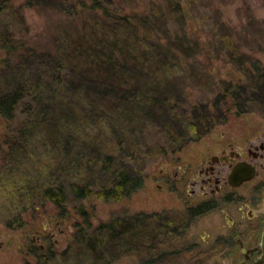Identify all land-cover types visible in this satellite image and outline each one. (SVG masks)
I'll list each match as a JSON object with an SVG mask.
<instances>
[{
    "label": "trees",
    "instance_id": "trees-1",
    "mask_svg": "<svg viewBox=\"0 0 264 264\" xmlns=\"http://www.w3.org/2000/svg\"><path fill=\"white\" fill-rule=\"evenodd\" d=\"M44 2L71 19L68 25L75 28L83 44L44 53L26 47L11 21L5 20L13 7L9 0H0V121L5 126L2 140L6 147L1 154L0 174L16 169L29 140L39 130L58 138L61 163L55 167L57 172L51 168L40 190L41 198L62 214L69 201L75 204L81 221L75 224L67 252L73 244L78 245L96 261L109 264L121 256L140 254L145 236L155 240L158 233L178 234L186 227L178 220L180 216L171 213L116 216L95 225L92 221L86 204L118 202L143 185L146 177L137 163L140 147L134 139L140 126L154 128L161 135V144L152 147L159 150V155L177 152L216 127L228 96L239 102L243 90L264 104V68L253 56L239 54L237 65L248 71L246 83L225 82L213 103L196 106L186 101L187 108L175 107L159 79L140 73L137 63L140 54L145 56L154 46L160 49L161 63L192 60L187 53L195 42L188 39L187 22L179 30L167 28V36L162 37L148 29L153 24L152 12L118 16L107 5L113 0H26L24 7L12 14L20 17L22 9L39 7ZM151 4L158 11L172 8L182 20L189 14L187 0H152ZM200 39L197 36L195 41L202 46ZM130 44L132 53H127L125 48ZM39 57L45 62L27 66L9 61ZM29 69L31 72L26 73ZM103 119L113 139L111 145L98 143L85 134L86 124ZM207 210L208 206L201 205L188 209L183 216L193 220ZM7 227L13 228L11 224ZM30 251L34 263L26 264L55 260L51 247L43 251L40 246H32Z\"/></svg>",
    "mask_w": 264,
    "mask_h": 264
},
{
    "label": "rangeland",
    "instance_id": "rangeland-1",
    "mask_svg": "<svg viewBox=\"0 0 264 264\" xmlns=\"http://www.w3.org/2000/svg\"><path fill=\"white\" fill-rule=\"evenodd\" d=\"M9 2L13 9L5 15V20L11 21L15 33L26 43V47H35L44 53L83 44L77 38L75 28L68 25L71 19L62 16L48 2L39 7L22 9L20 17L12 13L25 5L26 0ZM113 2L107 5L118 16L129 12H152L153 24L150 23L148 29H153L162 37L167 36V28L173 26L179 30L184 21L188 23V39L195 42L187 53L192 60L174 59L161 63L158 59L160 49L154 46L145 56L140 54L137 63L140 73L159 79L165 88L164 93L170 96V103L175 107L187 108V102L195 103L196 106L207 101L213 103L217 90L224 88L225 82L233 80L246 83L248 71L237 65L239 54L253 56L264 68V0H187L185 8L189 14L183 20L172 8L158 11L151 4L152 0ZM107 30L112 31L109 27ZM197 36H200L202 46L195 41ZM136 46L139 47V44L136 43ZM132 48L130 44L125 50L132 53ZM196 55L199 57L195 58ZM9 61L11 64L22 63L27 66L45 62L40 57L12 58ZM29 72L31 69L26 71ZM239 98L240 108L236 105L238 101L227 97L226 105L221 106L223 117L216 121V127L208 134L165 156L152 148L161 144L162 138L158 131L149 126H140L134 139L140 147L137 163L146 177L143 185L118 202L86 204L92 221L95 225L116 216L139 213H160L165 216L171 213L180 216L178 220L186 227L180 228L178 234L158 233L155 240L145 236L142 238L145 246L140 254L121 256L109 264H248L234 243L238 237L245 248L259 242V238L254 239L250 231L255 222L250 224L245 220V214L239 212L242 209L245 213L252 207L249 201L252 191L244 190L247 186L244 185L238 191L247 200L243 203H227L219 199L217 208L208 209L193 220L183 216L188 206L195 208L204 200L199 195H190V191L184 189L183 182L189 175L188 171L195 169L202 159L217 154L226 142L243 146L247 140L255 141L263 136V101L243 90L239 92ZM85 126V134L96 142L113 143L104 119ZM4 127L0 121V163L1 154L6 149L2 140ZM52 137L44 130H39L29 140L27 152L20 157L16 169L11 173L0 174V264L34 263L30 254L32 246H40L43 251L51 247L55 260L49 264H101L81 246L73 244L67 252L75 224L81 221L73 208V201L68 202L67 211L62 214V211L41 198L40 190L51 168L61 163V144L58 138ZM54 172H57V168ZM180 179L182 183H179ZM261 197L257 206L260 213H264V192ZM229 219L235 223L242 221L240 227L230 226ZM7 224L13 228H8ZM232 228L235 229L233 235L230 232ZM150 243L154 246L149 247Z\"/></svg>",
    "mask_w": 264,
    "mask_h": 264
},
{
    "label": "flooded vegetation",
    "instance_id": "flooded-vegetation-1",
    "mask_svg": "<svg viewBox=\"0 0 264 264\" xmlns=\"http://www.w3.org/2000/svg\"><path fill=\"white\" fill-rule=\"evenodd\" d=\"M188 174L183 182L184 189L189 190L190 195H199L204 199L196 207L204 205L208 206L209 210L215 209L219 205V199L227 203H243L247 200L238 191L244 185L247 186L244 190L252 191V198L249 199L252 207L246 205L249 209L245 213L242 209L239 212L245 214V220L250 224L255 222L250 231L254 239L259 238V242L255 246L245 248L243 241L238 237L234 243L238 245L248 264H263L260 244L264 231V213H260L257 205L264 192V132L263 136H259L255 141L249 139L243 146L232 142L224 143L217 154L202 159ZM179 183H182L181 179ZM190 208L194 207L188 206L186 210ZM230 222V226L239 228L242 221L235 223L231 219ZM234 231L232 228L231 235Z\"/></svg>",
    "mask_w": 264,
    "mask_h": 264
},
{
    "label": "water",
    "instance_id": "water-1",
    "mask_svg": "<svg viewBox=\"0 0 264 264\" xmlns=\"http://www.w3.org/2000/svg\"><path fill=\"white\" fill-rule=\"evenodd\" d=\"M260 247H261V250H262L261 261L264 264V231H263V234H262V239H261Z\"/></svg>",
    "mask_w": 264,
    "mask_h": 264
}]
</instances>
